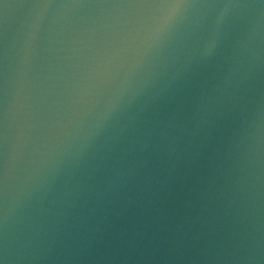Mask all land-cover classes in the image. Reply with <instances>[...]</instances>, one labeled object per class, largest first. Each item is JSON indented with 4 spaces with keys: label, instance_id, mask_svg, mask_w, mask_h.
<instances>
[{
    "label": "water",
    "instance_id": "obj_1",
    "mask_svg": "<svg viewBox=\"0 0 264 264\" xmlns=\"http://www.w3.org/2000/svg\"><path fill=\"white\" fill-rule=\"evenodd\" d=\"M0 264H264V0H0Z\"/></svg>",
    "mask_w": 264,
    "mask_h": 264
}]
</instances>
